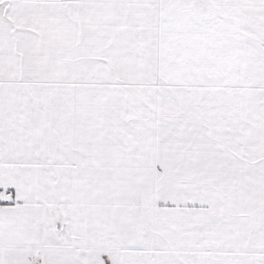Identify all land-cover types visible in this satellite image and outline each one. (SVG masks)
<instances>
[{"label": "snow or ice", "instance_id": "snow-or-ice-1", "mask_svg": "<svg viewBox=\"0 0 264 264\" xmlns=\"http://www.w3.org/2000/svg\"><path fill=\"white\" fill-rule=\"evenodd\" d=\"M0 264H264V0H0Z\"/></svg>", "mask_w": 264, "mask_h": 264}]
</instances>
